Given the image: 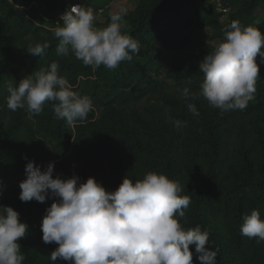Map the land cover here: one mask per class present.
Instances as JSON below:
<instances>
[{
	"label": "trees",
	"instance_id": "obj_1",
	"mask_svg": "<svg viewBox=\"0 0 264 264\" xmlns=\"http://www.w3.org/2000/svg\"><path fill=\"white\" fill-rule=\"evenodd\" d=\"M68 1L0 0V174L10 180L2 205L17 210L28 225L19 241L23 264H52L50 253L58 246L45 244L41 231L46 209L58 198L19 199L28 161L41 170L54 162V177L77 175L86 181L92 176L108 191L124 176L135 182L150 171L166 174L191 200L180 223L209 233L207 247L217 252L216 264H264V240L241 235L243 217L253 209L264 219V58H256V96L243 110L222 111L202 96L181 94L184 87L200 92L199 62L218 46L215 40H224L233 20L264 33V0H221L227 17L216 1L137 0L124 16V32L138 42L139 51L115 69L101 65L95 71L72 53L58 56L56 22L42 18ZM80 3L108 7L110 0ZM187 22L211 32L197 51L180 56L175 51L183 36L177 27ZM44 42L50 47L42 56L27 52L30 44ZM53 62L74 91H92L95 110L71 127L56 118L51 103L31 119L24 109L7 108L9 84L16 86ZM190 103L199 116L189 111ZM175 120L186 127L178 129ZM189 247L193 264H201L195 245ZM56 264L68 262L57 258Z\"/></svg>",
	"mask_w": 264,
	"mask_h": 264
},
{
	"label": "clouds",
	"instance_id": "obj_2",
	"mask_svg": "<svg viewBox=\"0 0 264 264\" xmlns=\"http://www.w3.org/2000/svg\"><path fill=\"white\" fill-rule=\"evenodd\" d=\"M18 5V9H19ZM127 8L111 13V22L103 29L95 26L92 8L71 5L60 17L54 37L56 54H74L83 65L95 71L101 65L117 68L130 53L139 51L138 42L122 31ZM49 42L29 45L27 52L42 56ZM257 56L264 58V33L255 26H244L233 20L225 30L224 40L199 62L203 73L200 92L182 89L187 99L202 96L211 106L222 111L243 110L256 92L259 77ZM59 64L35 71L22 78L16 86L9 84L7 108L13 112L24 109L28 118L43 113L51 103L57 119L71 127L95 110L92 99L72 89L59 74ZM199 116L195 104L188 105ZM179 129L186 122L175 120ZM26 178L19 183L22 202H45L56 197L42 218V240L58 246L50 253L52 264L57 258L68 264H193L195 251L201 264H216L217 252L210 250L209 233L199 226L185 229L180 220L191 200L179 181L166 174L148 172L133 182L126 176L114 191H108L94 177L81 181L53 176L54 162L44 170L34 161L25 166ZM28 225L19 219L11 206L0 205V264H23L20 239ZM241 235L264 240V219L253 209L243 217Z\"/></svg>",
	"mask_w": 264,
	"mask_h": 264
},
{
	"label": "rangeland",
	"instance_id": "obj_3",
	"mask_svg": "<svg viewBox=\"0 0 264 264\" xmlns=\"http://www.w3.org/2000/svg\"><path fill=\"white\" fill-rule=\"evenodd\" d=\"M77 2H80V0H74ZM212 2H217V0H209ZM137 3V0H110V4L108 5V11L110 13H113L114 11L118 10L119 7H125L129 11L131 8H133ZM18 8V5H15ZM24 6H20L19 10L25 11ZM127 11V13H128ZM263 12V9H260L258 11L259 16H261ZM43 20L46 21L50 20L49 17L45 18L46 15H42ZM104 19V17L102 18ZM51 21V20H50ZM123 24L124 27L122 31L124 32L126 29L125 20L123 18ZM177 28H179L182 32L183 39L178 43L177 49L175 53L179 54L180 56H185L191 53H194L198 50L200 44L204 41V38L207 34L211 32L209 28H197L195 25L190 24L187 22L186 24H180ZM214 43L219 44L221 43L219 40H215ZM91 89L90 87H87L85 94L89 97L91 96ZM256 96V93H254L253 98ZM10 180L7 179L4 175L0 174V205H2V200L4 198V189L9 185Z\"/></svg>",
	"mask_w": 264,
	"mask_h": 264
},
{
	"label": "built area",
	"instance_id": "obj_4",
	"mask_svg": "<svg viewBox=\"0 0 264 264\" xmlns=\"http://www.w3.org/2000/svg\"><path fill=\"white\" fill-rule=\"evenodd\" d=\"M123 1H128V0H123ZM219 10L226 12V17L228 14V8L224 7L223 4L221 3V0H217ZM82 4L80 2L74 1V0H69L63 7L55 9L54 11L49 13V18L50 20H54L57 24H60V17L62 13H64L71 5H77ZM96 14V21H95V26L98 28H105L110 22L111 19H109V15H111L110 11H108V7H91ZM104 17V19H102Z\"/></svg>",
	"mask_w": 264,
	"mask_h": 264
}]
</instances>
